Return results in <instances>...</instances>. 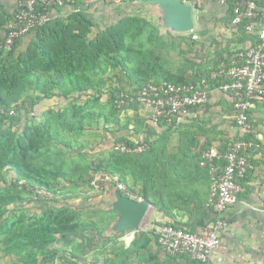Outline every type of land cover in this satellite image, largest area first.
I'll return each mask as SVG.
<instances>
[{
    "label": "crops",
    "instance_id": "obj_1",
    "mask_svg": "<svg viewBox=\"0 0 264 264\" xmlns=\"http://www.w3.org/2000/svg\"><path fill=\"white\" fill-rule=\"evenodd\" d=\"M10 2L13 9L16 1ZM202 6L203 12L197 24L193 23L192 30L179 31L172 26H166V31L169 32H189L196 41L197 44L193 47L198 71L195 73L199 77L208 74L212 68L228 63L235 51L253 44L254 38V35L242 29H235L230 24L227 7L216 0H202ZM3 34L0 30V37ZM24 37V43L20 44L22 50L32 35ZM206 41L221 42V47L212 48V52L207 51L212 56L209 61L198 57L206 53L205 50L201 51V45ZM220 48L223 51L216 53ZM158 63L163 69H158L157 76L153 75L150 80H162L167 72L187 78L185 76L191 71L176 74L159 60ZM191 75L193 77L194 74ZM123 81L130 85L127 78L124 77ZM111 89L108 87L98 93L89 89L87 94H81L79 98L87 99L90 94L99 95V100L107 103ZM104 95L106 98L102 100ZM48 99H54L53 103L57 108L52 104L50 109L55 108L56 111L62 109V105L71 103L70 99L59 96L42 99L33 107L37 113L42 111L39 109L42 106L40 103ZM110 107L112 110L100 130L98 129L102 134L101 145L109 151L119 141L149 145L147 153L144 154L145 168L138 169L142 172L143 180L136 181L130 175L123 180L119 179L140 193L143 192L146 181L145 188L149 190L147 201L150 206L137 227L124 229L119 225L111 231L118 242L107 249L109 253L99 255V260L104 256V259L107 258L105 261L108 260L111 264H193L183 254L166 253L150 231L151 222L153 218H157L165 223L180 224L199 231L213 221L215 214L208 204V198L214 180L210 170L200 166V155L209 145L223 146L228 140L242 138L254 143L248 153L252 167L241 181L243 190L237 201L226 211L228 225L220 231V243L212 251L209 264H264V99L254 102L248 111L246 126L236 125L231 118V100L220 92H214L204 108L193 109L176 127H165L151 120L150 107L140 102H133L122 111L112 104ZM104 148H101L102 151ZM148 168L150 171L155 168L156 174L144 176ZM93 171L90 168L84 178L89 177ZM77 185L83 189L86 187V191H89L87 179ZM120 196V191L114 185L105 184L97 199L102 206L114 209L123 218L121 207H117ZM154 204L158 207L153 206ZM78 259L82 261L81 257ZM95 263L98 264L96 261Z\"/></svg>",
    "mask_w": 264,
    "mask_h": 264
},
{
    "label": "trees",
    "instance_id": "obj_2",
    "mask_svg": "<svg viewBox=\"0 0 264 264\" xmlns=\"http://www.w3.org/2000/svg\"><path fill=\"white\" fill-rule=\"evenodd\" d=\"M119 1L133 3L153 0ZM84 3V0H65L60 5H53L58 16L27 32L24 36L32 37L20 52H17L19 39L15 40L9 49L4 46L7 34L5 26L12 19L16 6L13 11H9L0 3V30L4 32L0 37V176L4 167L10 166L18 178L11 181L8 187L18 188L21 185V189L28 190L26 184H29L31 192L38 197H48L36 192L39 187L49 195L50 192L55 194L56 190L51 186V180L62 177V173L27 162L28 153L38 151L42 142L50 139V116L56 115V119H59L64 116V111L59 109L54 112L49 109L43 121L31 123L28 115L33 113V107L40 100L53 96L70 99V104L75 105L81 94H87V90L92 89L96 93L100 91L99 86L105 83L101 76L110 67L119 69L130 85L145 84L151 81L153 75L157 76L158 69H163L157 61L158 58L152 61L147 51L143 54L134 52L127 44V38L137 37L135 27L141 20L138 15L124 13L115 21L99 28L93 17L86 13V8H79ZM43 7L44 0H35L37 11H42ZM198 77V74H195L187 79L167 72L164 80L180 83L195 81ZM158 80L160 79L153 81ZM115 91L114 89L109 91L111 94L109 102L113 106ZM31 92H35L36 95L33 96ZM93 96L94 101L100 98L99 95L90 94L87 99ZM85 103L88 104V101L85 100ZM26 105H29L31 110H28ZM12 110L16 111V116L10 114ZM14 124H17L15 130ZM74 127L84 128V125ZM138 155L112 149L103 162L86 165L84 173L80 172L70 179L73 185H77L85 173L94 167L96 171L104 170L116 174L121 180L127 175L133 176L136 181L143 180L142 172L138 169L145 168L144 157ZM18 179L25 181L19 184ZM144 182L147 186L146 181ZM145 186L142 193L136 191L147 200L149 190L147 191ZM51 197L52 195L43 199L51 201L53 200ZM21 199L17 192L10 190L6 193L0 192V235L3 236L0 242L6 245L4 248L6 252L24 255L27 259L25 264H46L49 258L54 259L55 255L49 251V246L57 237L67 238L75 234L83 238L86 232L96 229L93 224L79 222L78 214L66 206L57 209L54 213L55 220L51 224L34 220L18 226L21 218L11 220L5 213L7 205ZM153 206L158 207L156 204ZM63 252L65 258L77 257L72 255L73 253L68 254V251ZM17 263L14 261L13 264Z\"/></svg>",
    "mask_w": 264,
    "mask_h": 264
},
{
    "label": "rangeland",
    "instance_id": "obj_3",
    "mask_svg": "<svg viewBox=\"0 0 264 264\" xmlns=\"http://www.w3.org/2000/svg\"><path fill=\"white\" fill-rule=\"evenodd\" d=\"M84 1L85 3L80 5L79 8H86V13L93 17L98 23L99 28H103L106 23L115 21L124 13L135 14L141 18L135 27L137 37L126 39L127 44L132 47L134 52H141L143 54L147 51L149 58L154 60L158 58L160 63L171 68L176 74H185L186 71L191 70L190 74L185 76L187 79L192 78L191 74L195 75V71H198V62L195 59L193 47L197 44L196 41L191 38L189 32L187 34H179L166 31V26H170V23L165 18V10L163 11L158 8L160 7L159 2L147 3L145 1H137L125 3L119 0H110L107 2L101 0ZM184 1L192 5L193 23L197 24L200 14L203 12L202 0ZM0 3H4L8 10L13 11L14 8L12 9L10 0H0ZM216 22L215 24H218ZM23 37L19 38L17 52L22 51V45L20 46V44L24 43L25 37ZM216 42L206 41L202 43L201 51L203 52L205 50L206 53L203 56L200 54L198 57L202 60L207 59L209 61L212 58V56L210 57L212 48L216 49L221 47V42ZM208 50H211L210 54H207ZM221 51L223 49L221 50L220 48V50H216V53H220ZM131 66L133 67L132 64ZM101 77L105 82V86H103L104 84L99 86L100 91L108 87L122 90L127 85L123 81L124 76L119 69L110 67L107 71L105 70ZM31 94L33 96L36 95L35 92H31ZM102 98L104 100L106 98L105 95ZM92 99H94V96L89 99L78 98L75 105H62L61 107L63 108L61 110L64 111L63 117L56 119V115L50 116V139L44 141V143L42 142L38 151H30L28 153L29 157L27 158V162L33 163L36 166L51 168L55 172L62 173V177H55V179L51 180V186L56 190L55 194L50 192L53 200L47 201V199H43L51 196L47 193L45 196L48 197H38L35 193L31 192L29 184H26L29 191L24 188L21 189V185L18 188L8 187L11 181H15L18 178L17 173L10 166L4 167L0 176L1 193H6L7 190H10L17 192L22 197L21 200L7 205V212L5 213V216L11 220L21 218L22 221L18 226L34 220L51 224L55 220L54 213L57 209L66 206L78 214L79 222L90 223L89 225L93 224L96 228L95 230L91 229L86 232L83 238L75 234L67 238L57 237L56 241L49 246V251L55 255V258H49L45 262L46 264H96L95 261L98 264H111L110 261H105L107 258L104 259V256L100 257L102 258L100 260L98 256L109 253L107 249L112 248L118 242L115 236L111 234L112 230L116 229L119 225L126 229L121 224L122 216H119L114 209L106 207L105 205L102 206L99 203L100 201L97 198L100 197L101 190H95L90 184L92 173L89 174V177L79 181L82 182L87 179L90 185L87 189L90 192L86 191V187L83 189L79 185H73V181L70 179L76 177L80 172L84 173V169L87 167L86 165H97L103 162L110 153L107 148L101 145L102 134L99 130L100 126L106 121L105 119H107L109 112L112 110L110 107L111 102L107 101L106 103L101 102V99L98 101ZM85 100L88 101V104L85 103ZM53 101L54 99H48L40 103L42 106L39 109L42 111L37 113L34 109L33 113L28 115V120L31 123H40L43 121L47 116V111L50 109V106L52 104L54 105ZM54 106L57 108L56 105ZM26 108L31 110L29 105H26ZM55 108L52 109L54 112L56 111ZM11 112L10 114L16 116L15 110ZM77 125H84V128L74 127ZM16 128L17 124H14L13 129L15 130ZM101 148L105 150L102 151ZM145 153L147 151L140 153L138 156L144 157ZM145 174L148 176L155 175L156 170L152 168L150 171L148 168L144 176ZM24 181L23 179H18L19 184L24 183ZM120 197L117 202L118 208L122 205V198ZM2 237L0 235V240ZM4 248H6V245L0 242V264H13L14 261H17V264H25L27 261L24 255H18L16 252H6ZM63 251H68V254L73 253L72 255L77 257L65 258ZM111 252L113 253L114 250L112 249ZM78 257H81L82 261Z\"/></svg>",
    "mask_w": 264,
    "mask_h": 264
},
{
    "label": "built area",
    "instance_id": "obj_4",
    "mask_svg": "<svg viewBox=\"0 0 264 264\" xmlns=\"http://www.w3.org/2000/svg\"><path fill=\"white\" fill-rule=\"evenodd\" d=\"M65 0H44L43 10L35 9V0H19L12 19L5 26L4 46L9 49L15 40L32 28L55 17L53 8ZM227 7L230 24L254 35L253 44L238 49L228 63L210 69L209 73L195 81H149L142 85H126L116 90L114 106L122 111L133 102L150 107V118L165 127H176L195 108H204L214 92L225 94L231 100V118L238 126H246L248 111L256 100L264 99V0H216ZM12 113V112H11ZM254 143L247 139L228 140L223 146L206 147L199 164L213 175L214 184L208 198L215 217L201 230H192L180 224L165 223L153 218L150 231L169 255L183 254L193 264H209L212 251L220 243V231L227 227L226 211L235 204L242 192V179L252 167L249 150ZM149 145L126 141L116 142L113 149L124 153L140 154ZM90 184L101 190L105 184L114 185L124 196L140 201L142 196L123 183L118 175L99 170L93 171ZM46 195L44 190L36 189Z\"/></svg>",
    "mask_w": 264,
    "mask_h": 264
},
{
    "label": "water",
    "instance_id": "obj_5",
    "mask_svg": "<svg viewBox=\"0 0 264 264\" xmlns=\"http://www.w3.org/2000/svg\"><path fill=\"white\" fill-rule=\"evenodd\" d=\"M142 2V1H140ZM147 3L159 2L160 10L165 12V18L170 26L179 31L192 30L193 27V7L183 0H153ZM150 203L143 199L140 201L122 196L121 213L123 218L121 224L126 228L137 227L143 219Z\"/></svg>",
    "mask_w": 264,
    "mask_h": 264
}]
</instances>
